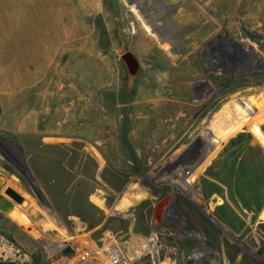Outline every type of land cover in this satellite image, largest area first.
Returning a JSON list of instances; mask_svg holds the SVG:
<instances>
[{
    "label": "rangeland",
    "instance_id": "obj_1",
    "mask_svg": "<svg viewBox=\"0 0 264 264\" xmlns=\"http://www.w3.org/2000/svg\"><path fill=\"white\" fill-rule=\"evenodd\" d=\"M7 188L34 264H264V0H0Z\"/></svg>",
    "mask_w": 264,
    "mask_h": 264
},
{
    "label": "built area",
    "instance_id": "obj_2",
    "mask_svg": "<svg viewBox=\"0 0 264 264\" xmlns=\"http://www.w3.org/2000/svg\"><path fill=\"white\" fill-rule=\"evenodd\" d=\"M0 264H34L32 255L0 228Z\"/></svg>",
    "mask_w": 264,
    "mask_h": 264
},
{
    "label": "water",
    "instance_id": "obj_3",
    "mask_svg": "<svg viewBox=\"0 0 264 264\" xmlns=\"http://www.w3.org/2000/svg\"><path fill=\"white\" fill-rule=\"evenodd\" d=\"M123 60L126 62L129 70L134 69L136 61L130 52H126L123 55ZM5 194L9 197L10 200L0 195V212L4 214H8L10 211L15 209V205H20L23 208H26L29 205V202L12 188H7L5 190ZM18 212L20 213L19 210Z\"/></svg>",
    "mask_w": 264,
    "mask_h": 264
},
{
    "label": "trees",
    "instance_id": "obj_4",
    "mask_svg": "<svg viewBox=\"0 0 264 264\" xmlns=\"http://www.w3.org/2000/svg\"><path fill=\"white\" fill-rule=\"evenodd\" d=\"M235 188L239 189V186L237 185V187H235ZM247 198L248 197H244L243 200L241 198L242 207H245L246 209H249V210H252V209L258 210L259 205H260V202H259L260 197L258 195H255V196L252 197L251 200H249V198L248 199ZM252 205H254V206H252ZM220 208L222 209L223 207H220Z\"/></svg>",
    "mask_w": 264,
    "mask_h": 264
},
{
    "label": "flooded vegetation",
    "instance_id": "obj_5",
    "mask_svg": "<svg viewBox=\"0 0 264 264\" xmlns=\"http://www.w3.org/2000/svg\"><path fill=\"white\" fill-rule=\"evenodd\" d=\"M223 209H225V205H223L222 210H223ZM185 224H187V223H183V225H185ZM173 227H174V225H173ZM206 231H207V230L203 228V232H204V234L207 236V234H209V233H207ZM175 234H177V236H180V234H181V230L179 229L177 232L175 231ZM188 237H189L190 239L193 238V236H191V235H189ZM181 240H183V239H181ZM215 240H216V239H215ZM215 240H213V242H214ZM197 241H198V243H199V245H200L201 247H204V246L207 245V241H208V239H207V238H199V239H197ZM211 241H212V240H211ZM216 241H217V240H216ZM217 242H218V243H221L220 240H218ZM219 245H221V244H219ZM219 251H220V249H219ZM121 257H122V260H124V259H123V257H124V254H123V253H121ZM237 264H241V262H240V263H237Z\"/></svg>",
    "mask_w": 264,
    "mask_h": 264
},
{
    "label": "crops",
    "instance_id": "obj_6",
    "mask_svg": "<svg viewBox=\"0 0 264 264\" xmlns=\"http://www.w3.org/2000/svg\"><path fill=\"white\" fill-rule=\"evenodd\" d=\"M197 173H195V175H196ZM192 175H194V174H192ZM192 175H191V177H192ZM190 177V178H191ZM192 179V178H191ZM15 209L16 210H18V206L17 205H15ZM27 213V216H30L31 214H32V211H28V212H26ZM34 213V212H33ZM4 216H6V215H4ZM262 216L264 217V210H263V212H262ZM7 217V216H6Z\"/></svg>",
    "mask_w": 264,
    "mask_h": 264
},
{
    "label": "bare ground",
    "instance_id": "obj_7",
    "mask_svg": "<svg viewBox=\"0 0 264 264\" xmlns=\"http://www.w3.org/2000/svg\"><path fill=\"white\" fill-rule=\"evenodd\" d=\"M175 93H176V92H175ZM118 250H119V249H118ZM111 252H112V251H111ZM119 252H121V253H122V251H120V250H119ZM123 254H124V250H123ZM125 257H127V259H128V257H129V256H128V254H127V253H126V254H124V257H123V259H124ZM117 258H118V257H117ZM117 262H118V261H117Z\"/></svg>",
    "mask_w": 264,
    "mask_h": 264
}]
</instances>
